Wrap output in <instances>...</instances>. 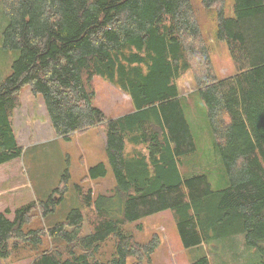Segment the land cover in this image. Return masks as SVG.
<instances>
[{
	"label": "trees",
	"instance_id": "16d2710c",
	"mask_svg": "<svg viewBox=\"0 0 264 264\" xmlns=\"http://www.w3.org/2000/svg\"><path fill=\"white\" fill-rule=\"evenodd\" d=\"M0 2L8 18L2 46L19 52L0 80L1 176L18 172L4 166L23 151L13 114L29 87L41 95L56 136L103 127L114 180L110 194L94 195L81 182L106 176L108 168L101 161L87 166L74 184L79 206L49 226L40 221L67 192L68 167L44 198L31 200L18 176L0 184L1 258L10 256L12 240L30 264H144L159 236L140 242L126 225L171 209L182 247L242 233L261 256L252 264H264V0ZM199 10L213 18V38L226 43L229 76L217 77ZM189 70L226 176L219 189L206 173L180 172L182 157L196 149L177 85ZM96 76L127 94L133 109L110 118L96 108ZM191 264H210L209 257Z\"/></svg>",
	"mask_w": 264,
	"mask_h": 264
},
{
	"label": "rangeland",
	"instance_id": "374dc122",
	"mask_svg": "<svg viewBox=\"0 0 264 264\" xmlns=\"http://www.w3.org/2000/svg\"><path fill=\"white\" fill-rule=\"evenodd\" d=\"M199 13L201 14L200 10ZM201 19L205 36L213 47L210 56L217 77L222 78L233 74L226 43L213 38V18L202 11ZM7 21L8 18L0 2V80L10 72L11 63L19 53L17 49L2 46L1 32ZM94 85L96 90L94 105L106 116L117 117L133 109L129 96L103 77L96 76ZM177 85L186 104L185 110L196 143V149L182 157L180 172L184 175L206 173L214 189L222 188L226 185V176L221 159L207 131L204 103L193 93L195 86L192 72L189 70L183 73L178 78ZM20 100L21 106L16 110V115L13 114V130L23 146V151L18 158L5 164V168L6 165L8 168L17 167L18 172L16 175H9V180H4L0 174L1 186L14 181L13 178L18 176L26 182L25 189L28 193L44 198L57 185L63 169L68 167L71 177L67 192L63 194L62 201L57 205L56 210L40 221L48 226L63 219L74 206H79L74 184L78 183L86 173L87 166L99 161L106 164L108 168L106 176L95 180L88 179L81 183L84 187L91 186L94 195L100 192L110 194L111 189L114 188V180L106 161L105 142L101 135L104 131L103 127L89 128L85 132L75 133L70 139H65L55 135L41 95L35 96L29 87H23ZM130 148L128 144L127 149ZM126 229L130 230L140 242L151 238L153 233L159 236V245L152 253L151 261L144 264H191L201 254L209 257L210 264H252L261 259L255 248L245 244L242 233L213 239L197 247H182L171 209L141 217L128 223ZM12 242V240L9 241L6 246L10 256L0 257V264H30L32 258L27 257L22 249L13 251ZM49 243L50 240L45 238L44 244L49 246ZM105 249L109 253L112 247L107 244ZM132 261L133 259H128V262Z\"/></svg>",
	"mask_w": 264,
	"mask_h": 264
},
{
	"label": "crops",
	"instance_id": "0c3cea01",
	"mask_svg": "<svg viewBox=\"0 0 264 264\" xmlns=\"http://www.w3.org/2000/svg\"><path fill=\"white\" fill-rule=\"evenodd\" d=\"M16 110H18V108L14 110V115H16ZM13 131H14V130H13ZM14 134H15V133H14ZM74 134H75V133H73L72 136H73ZM101 135H102V138H103V140H104V142H105V144H106V135H105V132L102 131ZM16 139H17V141H18L19 144H20L19 139H18V138H16ZM20 145H21V144H20ZM22 184H23L24 187L26 188V186H27V185H26V182L23 181ZM29 195H30V199H31V200L35 198V196H32L30 193H29ZM32 197H33V198H32Z\"/></svg>",
	"mask_w": 264,
	"mask_h": 264
}]
</instances>
